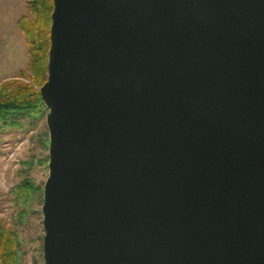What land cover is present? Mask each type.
<instances>
[{"label": "water", "instance_id": "obj_1", "mask_svg": "<svg viewBox=\"0 0 264 264\" xmlns=\"http://www.w3.org/2000/svg\"><path fill=\"white\" fill-rule=\"evenodd\" d=\"M44 264H264V0H52Z\"/></svg>", "mask_w": 264, "mask_h": 264}, {"label": "rangeland", "instance_id": "obj_2", "mask_svg": "<svg viewBox=\"0 0 264 264\" xmlns=\"http://www.w3.org/2000/svg\"><path fill=\"white\" fill-rule=\"evenodd\" d=\"M24 15H28L27 0H0V84L15 78L31 82L33 78L27 68L25 36L19 28ZM34 86L39 89V85ZM46 113L45 108L41 114L25 116L22 126L6 127L0 134V220L21 241L17 264H44L41 205L48 176ZM30 161L31 167L27 164ZM25 178L42 189L26 202L13 190Z\"/></svg>", "mask_w": 264, "mask_h": 264}, {"label": "trees", "instance_id": "obj_3", "mask_svg": "<svg viewBox=\"0 0 264 264\" xmlns=\"http://www.w3.org/2000/svg\"><path fill=\"white\" fill-rule=\"evenodd\" d=\"M28 15L19 20V28L25 36L31 82L10 79L0 84V134L6 127L22 126L25 116L41 114L45 110L39 87L46 80V61L49 48L50 14L52 0H27ZM22 74V73H21ZM22 75H25L23 73ZM32 166L33 161L27 163ZM14 193L24 202L41 192V187L30 179H23ZM21 241L17 233L0 220V264H17Z\"/></svg>", "mask_w": 264, "mask_h": 264}]
</instances>
